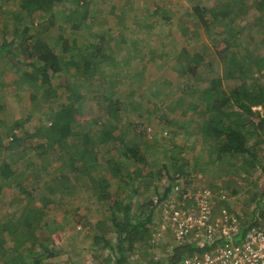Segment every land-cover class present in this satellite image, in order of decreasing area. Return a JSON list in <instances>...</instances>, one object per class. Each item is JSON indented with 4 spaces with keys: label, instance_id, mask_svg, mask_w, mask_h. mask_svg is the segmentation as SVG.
<instances>
[{
    "label": "trees",
    "instance_id": "16d2710c",
    "mask_svg": "<svg viewBox=\"0 0 264 264\" xmlns=\"http://www.w3.org/2000/svg\"><path fill=\"white\" fill-rule=\"evenodd\" d=\"M212 1L215 4L210 8L201 9L196 6L190 9L188 15L197 17L194 21L189 22L188 16L184 15L185 22L182 23L185 24L184 34L188 32L186 36L190 37L188 26H191L197 34L203 31L212 34L213 38L210 44L204 43L205 47L201 52L190 54L188 50H181L176 53V63L181 66L179 75L189 79L190 83L185 86L181 97L172 98L168 104H163V110L159 108L156 115L165 125L182 129L189 123L173 120L170 115L177 111L181 117L194 116L195 128L194 131H189V135L202 140V160L205 157L208 165L214 164L219 174L234 173L236 169L237 175L246 176V184H256L255 175L260 172L264 176V113L255 110L264 107V53H255L252 46L257 42L259 47L264 48V0ZM16 2L19 11L7 12L15 22V38L12 42L6 40V34L1 38L0 65L1 62L6 61L8 64L14 61L12 68L17 69L20 76L14 83L28 87L34 107L45 110L49 122L47 125L25 128L23 125L27 121L7 124L0 119V192L6 187L17 188L23 195V199L17 204L20 217L14 219L16 216L13 213L4 222H0V256L13 257L16 254L7 264H53L52 260L65 254L67 249L57 250L56 246L63 241L61 232L65 228L56 220H49V207L53 201L42 196L39 191L45 190L50 196L64 194V191L73 192L76 188L71 184V177H74L78 181H84L103 208L102 219L95 224L86 225L91 229L93 243L102 251H109L106 263L131 264L130 256L136 255L139 249L140 255L144 256L143 251L150 234L149 226L155 223L153 201L139 205V215H136L133 212L134 200H142L147 195L144 187L146 189L156 178L161 180L163 171H166L165 176L168 179L170 176V182L160 201V204L164 203L173 186L181 178L188 177L185 171L190 162L183 157L187 151L177 144L173 145V148L162 152L168 160L172 161V158L177 157L172 164H149L148 152H156L164 144H147L145 140L149 138V129L138 120L143 117L138 113L142 105L132 101L133 99L128 102L105 96L104 99L109 102L103 106L104 120L103 117L94 118L91 114L82 113L85 96L80 94L79 89L83 88L81 84H86V88L93 86V81L100 76V81L107 84L99 83L100 86L96 88L103 86V89L120 92L124 87L123 78L118 74L121 69H117L122 66L129 68L131 60L139 54H130L128 59L116 62L111 51L105 49L108 42L105 35L101 34H91L92 38L87 39L89 44L81 45L74 41L72 49L64 41L62 54H58L55 47L44 39V32L32 34L35 28L34 16L37 13L46 15L47 21L52 22L56 15L55 6L61 5L65 9L69 3H74L77 7L73 15L80 14L75 20L82 22L81 26L92 29V23L96 22L97 17H90V12L96 9V0ZM252 8L256 10V22L250 29L253 33L254 28H259L260 39L252 35L246 40L244 34L247 23L244 20ZM158 11L161 12L162 9L157 10V16ZM22 23L25 26L20 31ZM100 26L103 27L101 24ZM17 39L20 42L13 48ZM108 40L112 43H127L112 36ZM120 47L123 49L124 45ZM140 48L142 47H137L131 40L130 48L125 50L128 53L136 50L140 52L143 49ZM70 51V57L65 58L64 55ZM213 54L224 74L221 78L217 76L211 79L207 87H200L198 84L205 81L200 73L201 69L213 64H209L207 60V56ZM149 57L156 60L163 59L164 56L151 50L143 53L141 59ZM108 65L111 68L105 70ZM224 80L228 87L223 84ZM88 89L90 90L89 87ZM149 92L157 98L162 96L157 90ZM134 93L132 91L130 96ZM188 93L195 100L186 103ZM95 99L99 102L100 96ZM129 113H136L137 119L127 118L125 114ZM80 115L87 119L88 124L84 128V119ZM108 116L111 117V122L105 118ZM169 132L172 137L177 134L176 130ZM7 138H11V141L5 145L4 139ZM103 145H112L117 149L119 159L108 152L112 148L104 152ZM5 152H8V156L3 157ZM31 155H35L39 163L31 159ZM195 164L200 165V161L196 160ZM53 165H57L55 177H51ZM150 166L153 168L144 176V170ZM61 185L66 188L63 189ZM114 186L116 189L113 193ZM128 188L129 194L125 192ZM155 190L159 195L158 186H155ZM259 194L264 199V188ZM253 214L256 216L257 212L254 211ZM260 218L264 219V210H261ZM240 219L241 226L246 225L248 228L254 218L246 223L241 214ZM4 244H10L11 249H5ZM205 250L196 242L175 245L167 262L145 259L135 263L179 264L184 257ZM28 258L31 262L27 261Z\"/></svg>",
    "mask_w": 264,
    "mask_h": 264
},
{
    "label": "rangeland",
    "instance_id": "374dc122",
    "mask_svg": "<svg viewBox=\"0 0 264 264\" xmlns=\"http://www.w3.org/2000/svg\"><path fill=\"white\" fill-rule=\"evenodd\" d=\"M96 4V9L90 12V17H97L96 22L92 23V29L81 26L82 22H79L78 19L75 20L80 14L73 15L77 7L74 3H69L65 9L61 5L55 6L56 15L52 19V22L47 21L46 15L43 16L42 13H37L34 16L35 28L32 34L44 32V39L55 47L58 54H62V44L64 41H67L72 49L74 48V41L84 45V43L89 42L87 39L90 40L92 38L91 34L94 36L95 34L103 35L106 33L104 38L108 43L105 42V49L111 51V56L116 62L128 59L130 54L133 56L139 54L131 60L129 68L123 66L117 69H121V73L118 74L120 78H123L122 86L124 87L120 92L108 88L103 89V86L100 89L96 88V86H100L99 83L102 85L107 84L102 80L100 81V76L93 81V86L87 85L90 90L88 87L86 88V84H81L83 88L79 89L80 94L85 96L82 113L84 115L91 114L94 118L103 117L104 120L103 106L106 102H109L104 99L105 96L115 100L120 98L128 102L133 99L132 101L142 105V109L138 113L143 117H140L138 120L143 123L144 127L149 129V138L145 140L147 144H152V142L164 144L156 152H148V159L151 162L149 164L158 163L160 166L169 162L172 164L177 157L172 158L173 160L171 161L164 158L162 152L173 148V145L177 144L178 147L184 148L187 151V154L183 155V157L190 162L185 171L188 173V177L181 178L179 183L173 186L171 193L166 197L164 203L160 204V201L164 198L162 196L170 182V176L169 179L165 176L166 171H163V178L161 180L156 178L146 189L144 187V192L147 195H144L142 200L141 198L140 200L137 198L134 200L135 207L133 212L136 215H139V205L147 203L150 200L153 201L152 205L155 206L153 208L155 223L149 226L150 234L147 246L143 251L144 256L140 255L138 247V253L130 256L131 264H136L135 262L138 261L142 262L145 259L153 261L165 260L167 262L174 246L178 244L172 233L167 231L168 219L165 217L170 216L176 211L175 205L171 204L180 205L183 195H187L189 198L184 200V203L187 204L186 209H192L193 204H195L194 199H191L192 195L207 189L212 194L210 203L215 215L220 214L224 210L235 214L238 218L242 214L243 222L247 223L254 217V211L264 210V199L259 194L264 188V176L258 172L255 175L257 183L248 185L246 184V176L240 177L237 175L238 171L236 169L233 171L234 173L225 174L223 172L219 174L214 164L208 165L205 157L202 160V140L195 135H189V131H194L195 128L194 116L181 117L177 111L170 115L173 120L189 123L187 125L189 128L185 127V129H182L181 127L165 125L166 123L158 120L156 115L157 110L161 109L163 104H168L172 98L181 97L185 86L190 83L189 79L182 78L179 75L178 70L181 69V66L176 63V53H179L181 50H188L190 54L201 52L205 47L204 43L210 44L211 38H213L212 34L203 31L197 34L194 28L188 25L190 28L189 36L191 38L186 36L188 32L184 34L183 29L185 24L182 23L185 22L184 15L188 16L189 22L194 21L197 17L196 15H188L190 14V9L196 6H200L201 9L210 8L215 2L212 0H96ZM160 9L162 11H158L157 16V10ZM8 11H19V5L16 0H1L0 3V40L6 34V40L12 42L15 38L13 35L15 22H13L9 13H7ZM244 22L247 23L246 33L244 34L246 35V40L251 38L252 35L260 39V29L254 28L253 33L250 29V26L252 24L255 25L256 22L255 9L252 8L248 11ZM137 23L138 25L136 26ZM24 26L25 24L22 23L20 31ZM218 31L220 32L221 30L219 29ZM110 36L119 39L118 41H127V43H112L108 40ZM131 40L135 42L137 47L141 46L143 48H140L142 51L136 52V50L128 53L125 49L127 47L130 48ZM19 42L20 39H17V43L13 48H16ZM120 45H124V48L122 49ZM252 48L255 53H264V48L259 47L257 42ZM151 50L162 53L163 59L157 58L155 60L151 59V57L149 59H141L143 53H148ZM71 54L72 51L65 54L64 57L68 59ZM10 58H12L11 55ZM207 60L209 64L210 62L213 64H210V67H202L203 69H201L200 73L205 81L198 84L200 87H207L211 79L217 76L221 78L224 74L223 68L218 66L216 55L207 56ZM10 62L8 64L6 61L4 63L1 62L0 65V119L7 124L16 121H27L23 125L25 128L47 125L49 118L45 115V110L34 107L33 101L30 98L31 91L28 87L25 84L21 87L14 83L20 76L18 70L12 68L14 61ZM110 68L111 65H108L104 69ZM124 70L126 71L124 72ZM187 77L189 78V76ZM57 83L58 79L55 80V84ZM223 84H225V87H228L226 80H224ZM117 87L119 88V86ZM155 90L159 91L162 96L157 98L149 92ZM132 91L135 93L130 96ZM112 92L116 94L114 95ZM98 96H100L99 102L95 99ZM194 100V97L188 93L186 103ZM63 103H65V99ZM255 110L264 113V107H258ZM125 115L131 120L137 119L136 113ZM80 116L84 119L82 115ZM105 118L107 121H112L109 116ZM87 124V119H84L83 128ZM190 124L191 126H189ZM170 130H176L177 134L172 137L169 134ZM17 133L20 132L18 131ZM10 141L11 138L4 139V144L8 145ZM111 148L112 150L108 152H111L112 155L119 159L117 149H114L112 145L102 146L104 152ZM262 149L264 151V146ZM6 156H8V152H5L3 155V157ZM30 157L36 163H39V159L35 155H31ZM30 157L28 158L30 159ZM196 160L200 161V165L196 166ZM55 166L57 165L52 166L53 172L51 177L57 176ZM151 168L153 167L150 166L144 170V176L150 173ZM48 178H45V180ZM83 182L71 177V184L76 189L73 192L64 191V194L50 196L45 190L39 191L42 196L53 201L49 207V220H56L65 228L61 232L63 241L56 246L57 250H62L63 248L64 250L67 249V251H64V255H59L56 259L52 260L53 264H107L106 259L110 256L108 250L102 251L93 243L91 229L86 225V223L95 224L98 220H101L103 208L100 207L93 193L90 192ZM61 186L63 189L66 188L63 185ZM155 186L159 188V195L155 190ZM176 186L179 187L178 191L175 190ZM115 189L116 186L112 189L113 193ZM125 192L129 194L130 188ZM20 199H23V195L17 188L6 187L3 192H0V222H4L9 214L15 213L16 217L14 219L20 217L21 213L17 211L19 208L17 204ZM148 212L149 210L143 215H146ZM4 245L5 249H11L10 244ZM14 257H16V254L13 257L11 255L4 258L0 256V264H7ZM27 261L31 262V259L28 258Z\"/></svg>",
    "mask_w": 264,
    "mask_h": 264
},
{
    "label": "built area",
    "instance_id": "2783aa9c",
    "mask_svg": "<svg viewBox=\"0 0 264 264\" xmlns=\"http://www.w3.org/2000/svg\"><path fill=\"white\" fill-rule=\"evenodd\" d=\"M178 191L179 187L176 186ZM210 190L192 195V209L187 210L183 195L182 203L176 205L175 213L168 219L176 245L196 242L206 250L183 258L179 264H264V219L261 211L254 216L252 224L241 226V219L235 214L222 211L215 215L210 203ZM182 209V210H179ZM173 253H171L172 255Z\"/></svg>",
    "mask_w": 264,
    "mask_h": 264
},
{
    "label": "crops",
    "instance_id": "0c3cea01",
    "mask_svg": "<svg viewBox=\"0 0 264 264\" xmlns=\"http://www.w3.org/2000/svg\"><path fill=\"white\" fill-rule=\"evenodd\" d=\"M107 34V33H106ZM106 34H103V35H106ZM123 67V66H122Z\"/></svg>",
    "mask_w": 264,
    "mask_h": 264
}]
</instances>
